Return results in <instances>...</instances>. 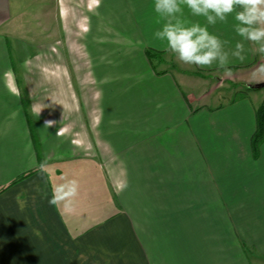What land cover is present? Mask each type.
Returning a JSON list of instances; mask_svg holds the SVG:
<instances>
[{"label": "crops", "instance_id": "obj_1", "mask_svg": "<svg viewBox=\"0 0 264 264\" xmlns=\"http://www.w3.org/2000/svg\"><path fill=\"white\" fill-rule=\"evenodd\" d=\"M48 1L35 25L55 29L70 58L76 42L120 46L100 51L96 102L78 98L87 84H68L66 66L63 144L36 105L41 84L12 64L23 19L0 0V264H264V141L252 145L264 92L232 98L215 86L250 80L264 56L245 42V61L233 59L224 77L153 39L163 23L154 0ZM184 19L199 18L185 10ZM233 25L229 17L209 30L234 47ZM44 71L33 68L31 80ZM65 178L79 182L69 209L48 202Z\"/></svg>", "mask_w": 264, "mask_h": 264}, {"label": "clouds", "instance_id": "obj_2", "mask_svg": "<svg viewBox=\"0 0 264 264\" xmlns=\"http://www.w3.org/2000/svg\"><path fill=\"white\" fill-rule=\"evenodd\" d=\"M154 10L163 23L155 31L153 39L162 42L166 52L175 55L185 65L200 68L215 66L224 77L233 76L232 61L243 63L246 59L245 42L255 46V51L264 56V0H154ZM185 10L191 17L199 18L195 22H185ZM234 20V31L241 38L234 47L228 40L210 31V26L218 22ZM203 22H200V21ZM250 80L264 82V63L259 64L251 73ZM55 121H45V129L52 127ZM58 134V132H57ZM41 173L47 172V165H40ZM79 195V182L65 178L52 189L49 204L66 209L72 207ZM16 202L20 210L27 206L23 193H18ZM40 236L38 229H33Z\"/></svg>", "mask_w": 264, "mask_h": 264}, {"label": "rangeland", "instance_id": "obj_3", "mask_svg": "<svg viewBox=\"0 0 264 264\" xmlns=\"http://www.w3.org/2000/svg\"><path fill=\"white\" fill-rule=\"evenodd\" d=\"M49 7L50 2L48 0H12L11 13L13 15L19 14V18H21V20L23 19V21L20 20L22 26H16L13 30V32L18 34L21 39L17 42L15 37H10L9 45L13 66L18 69V63H23L24 71L26 70L29 74L26 75V77L29 78L28 82L32 85L35 82L41 84L40 86L43 90L39 92L40 96L37 94V91H32L33 93H36V95H34L36 105L40 109V113L43 117L50 116L49 120L55 121L52 130H63L62 132H65L63 137H61L62 139L58 141L63 142L64 144L66 137V117L68 112L66 108V83L62 77H64L66 66L69 65L74 68V75H70V80L67 82L68 84L71 82L81 85L82 83L87 84L84 85L88 87L87 90L81 89V86H78V91L75 92L78 98L81 99V95H85L86 99H90V102H92V99L96 102V98H98L96 88L100 80L99 78L103 74L102 70L100 71L99 66H101L100 62L106 60L101 57L104 53H101L100 51L113 45L119 48L120 44H89L76 42L74 44V49L70 47L71 44L69 46L70 53L72 50L74 54L73 59L70 58L68 56L69 52L66 42L60 36H56L55 32L52 33L51 30L55 31V29L48 26L40 27L39 25H35V19L38 18V14L41 12L48 13ZM50 36L54 37L50 38ZM18 46L21 47L22 51L17 50ZM158 61L159 60H153V62L156 63ZM33 68H43L46 74H41L39 76L41 77L39 81H32L31 73ZM48 71L49 75L47 73ZM50 72L52 74H50ZM55 74L58 76L56 82L49 79L51 75ZM23 77L24 75H19L20 79ZM50 82L54 84H51ZM215 86L224 90V93L227 94L228 97L233 98L238 96L241 91L252 92V90L255 89V82H252L251 80H246V82L240 80H235V82L221 80L215 81ZM258 89L263 90L262 92H264V89ZM263 103L264 98L261 105ZM71 113L72 111H70V114ZM80 113L81 110L78 115ZM92 113L93 110H91V114ZM76 114L77 112H74V115ZM75 125L76 124H74V126Z\"/></svg>", "mask_w": 264, "mask_h": 264}, {"label": "trees", "instance_id": "obj_4", "mask_svg": "<svg viewBox=\"0 0 264 264\" xmlns=\"http://www.w3.org/2000/svg\"><path fill=\"white\" fill-rule=\"evenodd\" d=\"M147 54H149L150 57V55L152 56L155 55L156 53L147 51ZM256 114H257V130L252 139V145L255 149H257L264 141V103L257 109ZM26 176L27 175H23L21 176V178H24Z\"/></svg>", "mask_w": 264, "mask_h": 264}, {"label": "water", "instance_id": "obj_5", "mask_svg": "<svg viewBox=\"0 0 264 264\" xmlns=\"http://www.w3.org/2000/svg\"><path fill=\"white\" fill-rule=\"evenodd\" d=\"M254 87L255 88H264V82L256 84Z\"/></svg>", "mask_w": 264, "mask_h": 264}]
</instances>
